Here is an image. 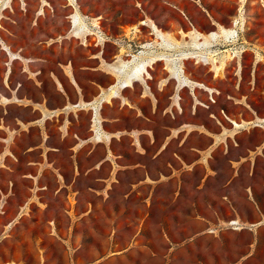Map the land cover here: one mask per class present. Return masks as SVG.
<instances>
[{
  "label": "rangeland",
  "instance_id": "obj_1",
  "mask_svg": "<svg viewBox=\"0 0 264 264\" xmlns=\"http://www.w3.org/2000/svg\"><path fill=\"white\" fill-rule=\"evenodd\" d=\"M8 1L0 0V121L5 112L11 123L30 117L24 105L34 100L58 104V91L97 98L115 81L127 89L104 106H122L128 124L137 113L128 97H141L154 134L145 154L129 137L116 141L118 165H98L106 149L87 146L77 179L67 139L66 183L50 173L40 186H1L0 264H264V221L242 219L252 205L264 213V0ZM72 119L87 137L88 116ZM171 126L186 130L171 136ZM51 132L59 144L57 125ZM199 157L185 182L195 192L210 174L196 195L207 218L192 219L187 205H172L176 184L156 177Z\"/></svg>",
  "mask_w": 264,
  "mask_h": 264
},
{
  "label": "crops",
  "instance_id": "obj_2",
  "mask_svg": "<svg viewBox=\"0 0 264 264\" xmlns=\"http://www.w3.org/2000/svg\"><path fill=\"white\" fill-rule=\"evenodd\" d=\"M98 84L103 89V85ZM112 85V88H107V92H100V96L97 98H87L85 92L75 93L67 89L64 93L58 91L60 102L56 105L51 102V99L34 100L33 103L24 105V108L31 112V116H17L13 123L7 120L6 115L9 113L5 112L0 121V174L7 176L3 178L4 181L0 180V187H4L8 183L11 187L17 182L26 180L37 181L40 186L42 181L48 179L47 175L50 173L55 174V178L60 184L62 181H66L64 175L65 161L61 159L60 153L67 139H73V144L68 147V150L70 151L69 159L75 172L74 179H77L80 175V155L87 146H91L90 153L98 146H103L106 149L104 159L97 162L101 166L110 161L118 165L117 160L124 158L122 153L115 151L116 141H120L123 137L131 138L129 145L134 149V152L145 154L148 146H146L145 140L148 136L153 137L154 134V130L148 127L146 122V120L150 119L144 112L147 105L141 97L138 98L133 95L128 97V100H131L132 104L135 105L134 108L137 113L131 116V122L127 124L124 111H120L122 106L117 107L115 104L112 114L110 107L108 105L104 106L105 102L119 98L122 89H127L126 87H120L115 81ZM113 90L115 92L114 95H112ZM16 101L20 100L17 99ZM84 114L88 116L87 137L79 135L74 129L76 121L72 119V115L79 118V115ZM196 123L194 120H187L186 122L188 125ZM52 124L57 125V133L60 136L59 144L53 141ZM161 128L167 127L161 125ZM169 130L172 136L173 132L178 134L185 132L186 129H175L171 126ZM33 132L39 134V142L32 143L26 140L28 135ZM172 141L173 139H169L166 142H162L158 156H162L167 149H170ZM151 142L155 143L153 140ZM178 148L187 149L193 154L196 145L181 141ZM172 155L179 157L176 152H172ZM202 157L205 159V155ZM182 162L186 169H182V167L181 169H175L174 166H171L172 170L169 173H161L159 177H156V184L162 183L164 180L174 182L176 189L172 194V205L176 204V211H184V208L180 205H187V210L192 212V219L196 217L207 218L201 213L202 209L199 207L201 203L196 199V195L204 196L206 194V184L209 182L210 174L206 172L202 174L200 183L195 189L197 191L194 192L192 191L194 186L189 187L185 179L191 178L194 175L193 170L203 164L204 161L199 157L197 160H191L190 162L182 159ZM45 187L46 185L42 189L44 190ZM246 197H248L247 194ZM231 201H233L232 198ZM251 210V214L247 219L242 216L235 217L240 219L242 217L243 221H247L251 227L264 221V213L258 212L253 205ZM195 212H199V215L196 216ZM226 221H232V219Z\"/></svg>",
  "mask_w": 264,
  "mask_h": 264
}]
</instances>
